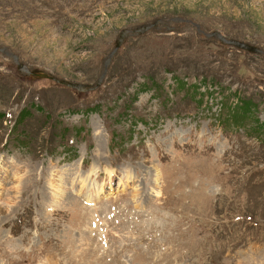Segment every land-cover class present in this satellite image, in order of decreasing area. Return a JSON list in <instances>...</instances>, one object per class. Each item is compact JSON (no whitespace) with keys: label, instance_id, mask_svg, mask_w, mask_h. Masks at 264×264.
I'll return each instance as SVG.
<instances>
[{"label":"rangeland","instance_id":"1","mask_svg":"<svg viewBox=\"0 0 264 264\" xmlns=\"http://www.w3.org/2000/svg\"><path fill=\"white\" fill-rule=\"evenodd\" d=\"M0 48V264H264V0H0Z\"/></svg>","mask_w":264,"mask_h":264},{"label":"water","instance_id":"2","mask_svg":"<svg viewBox=\"0 0 264 264\" xmlns=\"http://www.w3.org/2000/svg\"><path fill=\"white\" fill-rule=\"evenodd\" d=\"M173 18L182 19L181 17L180 18L173 17ZM160 21H161L160 19H155V20L150 21V22L141 23L138 26H135L133 28H128V29L123 28L119 32L117 38L115 39L113 48L110 50L109 54L106 56L105 60L103 61L102 70L104 71V68H106V63L108 61V58L116 50V48L120 45L122 39L126 35L137 34V33L144 31L150 27H154L157 24V22H160ZM204 34L210 35V36L214 35L220 41L227 43V44H232L235 47H237L238 49H245L247 51L254 52V53H260L262 51V49L259 48V46L255 45V44H251V42H249V41L239 39L236 37H231V36H223L217 30L206 31V32H204ZM12 60L15 62V67L17 68V70L23 74H27V75H30L32 77H46V76L50 75L48 73L43 72L39 68L28 69V68L24 67V65L21 64L19 61H17L15 56H13V55H12ZM103 71H102V73H103ZM102 73H101V75H99L97 77V81L95 83H90V84L89 83H80V82L68 81V80H64L62 78H54V79L56 80L57 83H61L62 85L66 86V87H74L77 91L88 90V89L94 88L97 85L98 81L100 80V78L102 76Z\"/></svg>","mask_w":264,"mask_h":264},{"label":"trees","instance_id":"3","mask_svg":"<svg viewBox=\"0 0 264 264\" xmlns=\"http://www.w3.org/2000/svg\"><path fill=\"white\" fill-rule=\"evenodd\" d=\"M248 101V100H247ZM249 102V101H248ZM250 103V102H249ZM239 104V103H238ZM235 110H231V112H232V114H231V116H232V118L233 119H241L242 117H243V115L241 114V112H244L245 113V111H243V110H241L240 108H239V111L237 110V108H238V105H235ZM239 113L241 114V115H239Z\"/></svg>","mask_w":264,"mask_h":264},{"label":"bare ground","instance_id":"4","mask_svg":"<svg viewBox=\"0 0 264 264\" xmlns=\"http://www.w3.org/2000/svg\"><path fill=\"white\" fill-rule=\"evenodd\" d=\"M254 252H255V254L259 253L258 250L250 249V250L247 251V254H248L249 257H253L254 258V254H253Z\"/></svg>","mask_w":264,"mask_h":264},{"label":"built area","instance_id":"5","mask_svg":"<svg viewBox=\"0 0 264 264\" xmlns=\"http://www.w3.org/2000/svg\"><path fill=\"white\" fill-rule=\"evenodd\" d=\"M221 103V102H220ZM232 117V116H231ZM97 171H99V170H97ZM97 174H98V172H97Z\"/></svg>","mask_w":264,"mask_h":264}]
</instances>
